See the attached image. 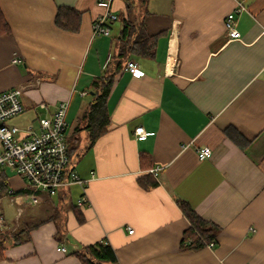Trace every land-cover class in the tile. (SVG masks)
I'll use <instances>...</instances> for the list:
<instances>
[{
    "label": "crops",
    "instance_id": "crops-1",
    "mask_svg": "<svg viewBox=\"0 0 264 264\" xmlns=\"http://www.w3.org/2000/svg\"><path fill=\"white\" fill-rule=\"evenodd\" d=\"M242 1V39L228 41L225 20L237 0H149L145 23L158 36L155 55L130 58L143 75L124 65L115 76L109 128L89 147L83 124L74 129L93 100V80L119 52L128 0H0L10 26L0 35V93L23 90L19 124L40 116L42 101L51 110L69 102L68 140L77 137L79 148L72 167L87 181L70 190L75 203L84 192L90 201L80 207L82 222L69 211L60 242L56 222L45 220L54 199L41 193L33 204L46 208L44 219L28 242L7 247L0 264H81L71 253L102 240L119 264H264V0ZM62 6L81 13L77 31L56 24ZM107 11L118 16L111 35L94 36L93 23ZM140 125L145 140L135 136ZM203 147L213 152L201 160ZM156 166L158 184L142 187L139 177ZM6 173L13 191L24 190V177ZM178 200L217 226L213 247H182L190 221ZM15 223L0 224V240Z\"/></svg>",
    "mask_w": 264,
    "mask_h": 264
},
{
    "label": "trees",
    "instance_id": "trees-1",
    "mask_svg": "<svg viewBox=\"0 0 264 264\" xmlns=\"http://www.w3.org/2000/svg\"><path fill=\"white\" fill-rule=\"evenodd\" d=\"M149 0H128L127 17L123 19V28L120 33L119 52L111 57L104 73L92 82L93 100L83 109L78 118V125L74 133L83 129L88 134V145L93 146L97 139L107 132L110 125V113L108 110V97L115 80L124 65L132 57L150 58L155 55L157 47V35H151L147 31L145 20L150 14L148 9ZM56 24L65 30L77 31L81 23V13L72 7H59L55 18ZM10 31V26L0 9V35ZM232 135V134H231ZM233 136V135H232ZM234 137V136H233ZM78 138L69 144L71 157L79 154L77 146ZM70 143V138L68 140ZM139 184L144 188L157 185L156 179L150 173L139 177ZM71 187L61 190L52 203L53 212L45 220L56 222L55 238L62 242L67 238L66 218L69 211H73L78 220H84L80 207L74 202ZM28 191V190H27ZM12 191L7 173H0V202L5 196H16L27 192ZM183 213L190 221L189 228L185 231L182 247L185 249H200L215 243L217 226L200 217L192 206L184 200H178ZM37 224H26L14 231L4 233L0 240V261L5 258V251L9 245H19L31 239V230ZM76 256L81 264H119L115 249L108 240L98 241L89 245L80 246L71 253Z\"/></svg>",
    "mask_w": 264,
    "mask_h": 264
},
{
    "label": "built area",
    "instance_id": "built-area-1",
    "mask_svg": "<svg viewBox=\"0 0 264 264\" xmlns=\"http://www.w3.org/2000/svg\"><path fill=\"white\" fill-rule=\"evenodd\" d=\"M246 9L243 1L237 0L236 10L228 14L225 20L228 41L242 39L236 28V14ZM117 19L118 16L110 11L100 15L93 23V35H111L109 22ZM126 68L135 75L144 74L134 60H129ZM22 96L21 88H11L0 93V173L12 170L24 177L27 180L24 190L28 191L20 196L24 195V199L30 203L41 202V193L56 196L61 190L72 185L85 189L87 181L72 167V157L69 153V125L66 120L69 102L61 101L51 110L50 104L42 101L35 111L41 110L46 114L25 124L12 123L27 110ZM135 136L138 140L147 138L148 133L143 125L136 127ZM212 152L210 147L200 148L199 158H210ZM160 170V167L156 166L150 169V173L158 177ZM12 199L18 203L25 201L19 195L13 196ZM76 204L79 207L90 204L86 192L78 197ZM19 210L21 211L20 208ZM4 222L5 218L0 213V224ZM129 232L133 233L134 230L129 228ZM214 244L211 242L208 246L213 247ZM62 250L66 251L65 247H62Z\"/></svg>",
    "mask_w": 264,
    "mask_h": 264
},
{
    "label": "rangeland",
    "instance_id": "rangeland-1",
    "mask_svg": "<svg viewBox=\"0 0 264 264\" xmlns=\"http://www.w3.org/2000/svg\"><path fill=\"white\" fill-rule=\"evenodd\" d=\"M39 113L40 116L44 115L43 111L42 113ZM12 123L19 124L20 121L14 120L12 121ZM74 199H76V196H74ZM19 208L21 209V211L19 210ZM0 212H3L6 218L5 224H7H3L2 229H9L13 226V224H16L15 222H17L18 226L38 223L44 219L43 214H45L47 210L45 207H43V205L29 203L27 200H25L23 204L19 205L15 202L14 199H12L11 196H5L0 202ZM18 217H20V220H18Z\"/></svg>",
    "mask_w": 264,
    "mask_h": 264
}]
</instances>
